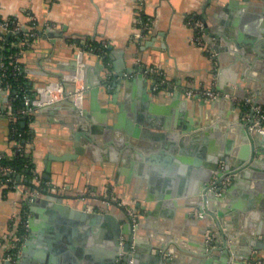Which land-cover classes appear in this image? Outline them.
I'll return each instance as SVG.
<instances>
[{
    "label": "crops",
    "instance_id": "obj_1",
    "mask_svg": "<svg viewBox=\"0 0 264 264\" xmlns=\"http://www.w3.org/2000/svg\"><path fill=\"white\" fill-rule=\"evenodd\" d=\"M206 2L207 0H0V18H14L26 31L32 32L35 29L38 32L19 58L33 90L41 82L59 81L63 85H72L74 79L69 68L74 54L80 50V59L88 66L87 79L92 83L101 79L110 82L111 92H100L95 97L102 101L109 99V104L100 106L96 102L97 107L93 110L91 94L85 98L84 104L82 97L77 102L79 106L81 103L84 108L89 109V112H94V119L96 116L107 119L101 126L102 130L107 128V124L118 122L122 106L121 126L108 130L109 141H104L102 131L98 133V143L95 145L82 136L80 144L85 150L84 154L75 160L53 161L50 177L46 178V156L50 153L61 155L73 152L79 127L88 134L85 127L87 125L78 122L77 112L72 106L67 102L56 104L59 100L41 112H32L34 119L30 122V128L33 131V142L28 144V148L32 152L38 174L47 180V191L44 190L41 197L45 198L48 193L60 194L73 206L87 204L88 210L97 207L99 211L108 204L106 199H110L108 206L113 214L122 216V224L128 223V220L115 201L119 200L121 205L136 209L140 217L138 232L135 231V236L130 233L124 235L128 238L132 236L133 257L139 264L158 263L152 259L157 251L154 247L164 242L166 235L174 238L183 249L193 252L199 249L205 231L207 234L210 232L208 227L211 219L199 218L200 210L193 207L197 197L187 193L192 188V180L205 175L207 159L200 154L211 153L212 147L221 151L229 143L239 146L240 130L233 125H240L239 120L248 118L252 107V103L246 104L245 98L236 95H228L233 101L217 97L206 99L198 95L188 96L187 91L213 88L221 95L224 94L217 87L216 67L217 56L220 54L224 65L238 70L235 76L240 77L246 69L250 70L247 83L239 87L230 81L234 73H229L224 88L235 86L240 94L252 93L264 103V9H261L264 0H212L205 9ZM193 13L201 14L211 31L222 29L227 38H230L232 30L241 28L244 35L257 37L256 47L262 58H259L255 66L246 68L244 60L250 59L248 54L243 55L233 41L227 44L229 51L226 50L223 38L213 37V44L207 34L208 42L217 52L216 57L211 58L204 48L193 41L194 31L187 24L189 15ZM144 16L146 20L143 19ZM145 22L148 24L146 28ZM137 32H141L142 36L135 37ZM89 36L103 39L112 47L109 60L105 61V69H101L100 64L103 57L80 47L74 41L81 38L85 42ZM245 47L248 48L249 45L245 44ZM249 54L254 56L256 53ZM1 63L0 56V67ZM151 66L161 71L167 81L158 89H155L153 79H159V75L154 76L148 71ZM142 70L146 77L142 84L136 83L133 87L126 83L128 78L136 77ZM115 81L119 82L117 87L113 85ZM180 88L182 92L178 95ZM256 88H259V93ZM147 92H151L153 110L143 106L144 94ZM201 99H205V105L200 104ZM9 100V92L0 87V153L8 154L15 147V142L10 141L8 136L6 109ZM132 104L137 105V110L146 112L145 116L151 113L153 125L141 124L130 117L129 114L133 112ZM245 106L249 108L245 116H242V107ZM184 122L200 126L197 131L202 129L205 134L209 132V140L203 143L205 137L197 138L198 135L194 133L196 130L181 133ZM130 123L151 132H179L182 135L177 138V147L173 151L163 150L164 147L155 142V146L148 151L134 147L142 153L139 156L137 151L128 148L123 142ZM215 125L218 127L215 128ZM209 127V131L203 130ZM252 134L259 137L258 131L253 130ZM211 141L214 142L213 145ZM167 142L170 140L166 139L161 143ZM181 149L184 151L181 152ZM166 154L173 157L169 159ZM255 164L256 175L240 177L233 191H226L229 199L225 198L218 206H231L239 212L233 230L238 228L239 233L242 227L249 231L260 229L261 235L256 239L264 243V151L256 155ZM231 183L233 182L229 186ZM5 187L0 185V264L10 263L7 259L10 243L21 221L20 212L30 197V190L23 183L8 190ZM82 195H87L86 199L82 200ZM27 213L28 219L36 218V223L42 229L36 236L37 241L28 258L45 253L65 261L67 247L63 244H66L67 238L61 230L62 243L53 244L56 251L50 249L47 243L48 226L57 224V221H51L50 215L41 217L38 213ZM231 218L226 215L224 222L230 223ZM69 227L81 228L70 224ZM29 231L28 228L26 239ZM72 233L74 232L68 231V234ZM84 233H89L85 237L87 236L86 241L90 243V247L83 246L87 251L78 263L82 264L84 261L85 264H98L96 259L106 248V231L100 227L78 231L76 240L82 241L80 235ZM242 241L243 239H238V248L244 245ZM87 248H90L89 251ZM253 252L256 254L254 262H264V247ZM214 254L218 257L209 261L210 264H220V253L215 251ZM164 258L167 260L172 256L166 253ZM194 258L196 257L189 252L177 251L176 261L166 264H206L210 257H200L201 262ZM23 259L21 251L18 264H23Z\"/></svg>",
    "mask_w": 264,
    "mask_h": 264
},
{
    "label": "water",
    "instance_id": "obj_2",
    "mask_svg": "<svg viewBox=\"0 0 264 264\" xmlns=\"http://www.w3.org/2000/svg\"><path fill=\"white\" fill-rule=\"evenodd\" d=\"M212 0H207L204 8L206 9L208 5L210 4ZM261 9H264V6L261 7ZM205 29L206 33L209 35L210 39L209 41L213 43V37L220 39L223 38L226 42L225 49L229 51V45L230 42H234L236 47L242 52L244 55L245 53L250 56L249 58H245L244 62L246 65V68L255 66L256 62L259 60V58H262V55H259V49L257 46V37L254 36H246L242 32V28L239 30H232L230 32V38H227L224 34L222 29L211 31L209 25L207 22H205ZM234 31V32H233ZM254 33H257V30L253 31ZM214 44V43H213ZM245 44L249 45V47H245ZM248 52V53H247ZM256 53L254 56H251L249 53ZM245 54V55H246ZM80 55L78 53L74 54V58L71 62V68L70 73L73 76V78L76 76L77 73V65H78V59ZM217 67H216V75L218 79V88L224 93L221 96H217V98H225L228 100H232V97L226 96V95H236L237 97H242L245 99H250L252 103V108L250 109V114L248 118H244V120H239L240 125H233L234 128L240 130V145L238 146H232L228 145L225 149H222L221 151L212 147L211 153L209 154H200L202 158L207 159L206 164L207 169H205V175H199L198 179H193L191 184L192 188L187 194H194L197 197L196 202L193 204V207L198 208L200 210V219L204 218H210L211 223L209 224L208 229L210 232L207 234L205 231L204 238L202 239V244L199 247V249L195 252L183 249L174 238H170V236H165L164 242L159 244L158 246H155L154 248L157 249L155 254H153V260L157 261V264H166L173 261H176V253L177 251H185L189 252L196 258L194 260L196 261H202L200 260V257H210L209 260L206 261V264H210L209 261L213 260V258L218 257L217 254H214L215 251H218L221 255V263L220 264H255L253 258L256 256V254L253 252L254 250H258L264 247V243L261 241H258L256 239L257 236L261 235V230H246L245 227H242V230L238 233L237 229H232L235 225L234 223L237 222V218L239 215V212L234 207H219L218 203L222 200L229 199L226 196V192L222 195H218L217 191L212 189V186L209 184L211 179L214 176H218V182H221L222 179H224L228 175L231 176V181L233 183L230 184L228 190V193H231L233 191V188L235 187L236 182L240 179L242 176L251 177L255 176L256 173V164H255V157L256 155H260L264 151V135H262L260 132H258L259 137L252 134V131L255 129H252L253 124L255 123V106L257 105H264L263 102L260 101L259 96H256L252 93H246V94H240L239 90H236L238 88H235V86H231L229 88H224L225 81L227 79V75L229 73H234V76L231 77L230 81L236 85V87L242 86V84L247 83V79L250 77L248 69H246L242 76L237 77L235 76V73L238 72V70L232 68L231 66L227 67L224 65V62L222 61L220 54L217 56ZM101 69L106 68V62L104 59L101 60ZM229 65V64H228ZM226 66V67H225ZM88 66L84 64V83H83V89L82 92V101L84 104L85 98L91 94L92 95V109L95 110L97 107L96 102L100 106H105L111 102V100H96L95 97H98V94L100 92H104V94H108L111 92V89L109 88L110 82L108 80L101 79V81L97 83H92L87 79L88 76ZM154 76H156L155 73H153ZM107 79L109 77L107 76ZM146 77L144 76L143 70L137 73L136 77H133L132 79L128 78V81L126 83H129L130 86H133L138 83L142 84V81ZM158 79H153V84L157 82ZM119 82H122L119 80ZM119 82L115 81L113 82V85L117 87L119 85ZM48 82H41L39 84H36L34 86L35 89L39 87H43ZM64 98L60 100L56 104H62L64 102L69 103L72 108L77 112L76 119L78 122L82 123L83 125H87L85 127L87 132H84L82 127H79V132L75 135V144H74V151L73 152H65L61 155L56 154H48L45 158V174L44 176L46 178L50 177V172L52 169V162L53 161H68V160H75L80 155L84 154V148L80 144L82 136H85V138L88 140L91 144H96L97 142V136L98 133L101 131L104 133L105 142L108 140V130H115L120 128L121 123V116L123 108L120 107V113L118 117V122H113L112 124H107L104 130L101 129V126L105 124L107 119L102 118L100 116H96V119H94V112H89V109L84 108V105L79 106L77 104L78 96L77 92L79 91L76 88L75 81L73 80L72 85H68L67 83H64ZM259 93V88L255 89ZM5 92H7L5 90ZM182 92L181 88L179 90L180 95ZM148 93V92H147ZM144 94V100H143V106L147 109L150 108V110H153V105L151 104V92L148 94ZM257 93V95H258ZM197 98H199L197 96ZM80 100V99H79ZM200 104L205 105L206 101L205 99L200 100ZM46 106H42L38 108V111L45 110ZM137 105L132 104L131 108L133 112L132 114H129L130 117L141 124H152V116L148 114L145 116L146 112L137 110ZM139 106V105H138ZM243 112L242 116H245V113L247 112L248 108L242 107ZM92 110V111H93ZM5 111V108H4ZM136 113V114H134ZM8 119L9 124V116H6ZM113 118V116H112ZM23 126H25L26 122L24 121ZM200 126H193L190 125L187 122H184V124L181 127V133H189L192 130H198ZM218 126L215 125V128ZM209 128H203L204 131H209ZM9 130V126H8ZM126 136H124L123 142L127 145L128 148H133L135 151H137V155L141 156L142 153L140 150H136L134 147H137V149H142L143 151H148L149 148L155 146V142L160 143L161 147H164L163 150L170 149L175 150L176 144H177V138L182 135L181 133H157V132H151L148 129L145 128H139V125H130L126 128ZM256 131V130H255ZM198 136L197 138H200L204 136L203 143H206L207 140H209V132L208 134H205V132H202V129L194 132ZM195 134V136H196ZM206 135V136H205ZM130 138V139H129ZM169 139L170 142L167 143H161L163 140ZM212 145L214 144L213 141H211ZM180 144L182 142L180 141ZM172 150V151H173ZM184 149H181V152H183ZM169 159L173 156H170L171 154H166ZM200 161V160H199ZM222 163V164H221ZM21 179V176H18V180ZM47 191V189H45ZM42 192L38 191L34 196H31L26 200L27 204V212H34L38 213L39 216L43 215H50L49 219L51 221H57V224H51L48 226L47 233V243L48 247L54 251L55 248L53 246L54 243L60 242L62 243V234L66 236L67 242V252H66V259L65 261L59 260L57 257H54L52 254H45L40 253L38 255H34L32 259L28 258L30 255V252L32 251V247L34 246L35 241H37V234H39L42 229L40 230L37 219L34 217L29 218V236L24 242V246L22 247V254L24 255L23 264H79V259L82 258L84 255L85 248L83 246H88L90 243L86 241V234H81L80 237H82V241H77L76 238L78 236V231H87L88 229L100 227L103 228V230L106 231L105 234V250L102 252L100 256L97 257V263L98 264H118V257H119V251H120V239L124 234L130 233V235L135 236V231L138 232V228L140 226V217L138 216L139 223L135 227L134 226V220L132 214H130L129 209L121 205L119 200L115 201V204L123 210L124 215L127 217L128 223L122 224V216L113 214L109 208V203L106 204L105 208L102 211H99V208L93 207L92 210H88L87 204L83 206H73L69 200L64 199L63 196L60 194L55 193H48L45 195V198L41 197ZM81 195V194H80ZM87 195H82V200L86 199ZM111 201V200H110ZM136 211V209H135ZM231 216L230 223H225L224 218L225 216ZM70 225H79L81 226L80 229L77 228H70ZM62 234H61V232ZM68 231H72V235L68 234ZM67 232V233H66ZM137 234V233H136ZM133 236V237H134ZM131 238L127 237V243L125 244L126 250H131ZM238 239H243V246L241 248H238ZM264 240V236H263ZM90 247V245H89ZM153 248V247H152ZM151 248V249H152ZM88 251L90 248H87ZM76 250V251H75ZM79 250V251H78ZM139 250V249H138ZM76 252V255H74L73 252ZM169 253L172 258H167V260L164 258L165 254ZM133 256V254L129 253L127 257ZM95 259V257H93ZM135 259V258H134ZM84 262V261H83ZM82 264H85L83 263ZM135 263L139 264L137 260L135 259Z\"/></svg>",
    "mask_w": 264,
    "mask_h": 264
},
{
    "label": "trees",
    "instance_id": "obj_3",
    "mask_svg": "<svg viewBox=\"0 0 264 264\" xmlns=\"http://www.w3.org/2000/svg\"><path fill=\"white\" fill-rule=\"evenodd\" d=\"M196 19L204 20L203 16L198 13H193ZM12 18L11 20H13ZM146 20V16L143 17ZM35 30V29H34ZM31 31H26L21 29L15 33L5 32L0 30V56L4 63V69L0 72H4L3 83L7 85L10 84L11 89V104L13 107V115L9 118V139L15 142V147L13 152L8 154L6 152L1 153L0 165L10 166L13 169L11 174H0V185L3 181H7V190L14 188L16 184L23 183L32 191L43 192L46 188V179L40 176V182L35 180L34 169H36V164L32 156L31 150L28 148V144L33 142V131L30 128V122L34 119L33 114L23 115L20 110L24 107V94L35 95V90L32 89V85L29 84L28 74L24 68V64L20 61V55L29 48L30 41L33 36L30 35ZM38 33V32H37ZM77 44L92 52L99 54L107 62L109 60V54L112 47L105 46L103 39L86 37L85 42L80 39L74 40ZM19 65L20 68H15V65ZM158 76V75H157ZM264 108V105H262ZM249 108V106H246ZM8 109V108H7ZM6 109V110H7ZM26 122L23 126V122ZM23 176L21 180H18V176ZM9 179V180H7ZM27 209V204L24 206L20 212L21 221L18 225L17 236L19 238V246L24 241L28 230L24 226V220L26 219L25 211ZM15 249L11 251H15ZM9 264H16V262L11 261Z\"/></svg>",
    "mask_w": 264,
    "mask_h": 264
},
{
    "label": "built area",
    "instance_id": "obj_4",
    "mask_svg": "<svg viewBox=\"0 0 264 264\" xmlns=\"http://www.w3.org/2000/svg\"><path fill=\"white\" fill-rule=\"evenodd\" d=\"M187 24L194 31L193 41L198 46L204 48L205 51L211 56V58H215L217 55V52L215 51L213 46L207 40L205 21L201 20V19H196L193 16H190L188 21H187ZM147 25L148 24L145 22L144 28H146ZM21 29H22V25L18 20L0 18V30H3L5 32H9V33H15ZM30 35L33 37L36 36L37 30L30 32ZM141 36H142L141 32L135 33V37L139 38ZM104 44H105V46H109V44L107 42H104ZM78 54L81 55L82 51L80 50L78 52ZM83 66H84V63L79 57L78 65H77V73H76V76L73 78L75 81V84H76V88L79 90L76 93L78 96V101H77L78 103H79V99L81 101V96H82L81 90L83 89V83H84ZM15 68L19 69L20 66L16 64ZM1 69H4L3 61L1 63V67H0V70ZM148 71L150 73H155V74L159 75V79L155 83V89H158L159 87H161L165 83H167L166 79L164 78L163 73L161 71H159L156 67L151 66L148 69ZM4 76H5V73L1 71L0 72V87L3 88V90H6L7 92H9V95H10L11 94L10 84L7 83V85H5L3 83V77ZM34 93H35L34 96L27 94V93L24 94L25 105L20 110L21 114H23V115L32 114V112L38 110L39 107L50 105L56 101L62 100L64 98V86L59 81H52V82H48L43 87L37 88ZM187 95L191 96V97L198 95L200 97L208 99V98H215V97L221 95V93L219 91L213 89V88H200L197 91L188 90ZM9 101L10 102L8 104L7 114L10 118L13 115V107L11 104V98ZM244 102L246 104H250L251 100L249 98L244 99ZM80 106H81V103H80ZM254 108L256 111V116H255V123L253 124L252 129H255L256 131H258L262 135H264V108L262 105H257ZM1 157H2V154L0 153V158ZM12 172H13V169L10 166L0 165V174H11ZM34 175H35V177H34L35 180L37 182H40V175L38 174L36 169H34ZM231 176L232 175L226 176L224 179H222L221 182H218V179H219L218 176H214L211 179V181L209 182V184L212 186L213 190L217 191L218 195H222L226 192V189L229 186V183L231 182ZM7 180H9V179H7ZM1 185L7 186V181H3ZM28 190H30V189L28 188ZM37 192H38L37 190H35V191L30 190V194L32 193L33 195L36 194ZM93 192L95 194V190ZM30 194H29V196L31 197L32 194L31 195ZM106 201L108 203L111 202L110 199H106ZM120 203H122V202H120ZM128 209H129L130 214H132V216H133L134 226L136 227L139 223L138 213L135 211V208H128ZM27 214H28L27 211H25L26 219L24 220V226L28 230L29 219H28ZM26 237H27V235H26ZM26 237L24 238V241H25ZM18 240H19V238L17 236V233H15L14 237L10 243V248H9L8 256H7V259L9 260V262L13 261V262H16V264H18V256H19V254L21 252V248L24 244V241H23L22 244L19 246ZM133 242L134 241L131 242V250H126L124 246L127 243V237L125 235H123L121 237L118 264H136L133 256L127 257V255L129 253L133 254V248H134ZM15 248H16L15 251H11ZM255 264H264V262L261 260H256Z\"/></svg>",
    "mask_w": 264,
    "mask_h": 264
}]
</instances>
